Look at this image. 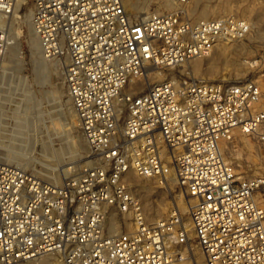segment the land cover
I'll return each mask as SVG.
<instances>
[{
    "label": "built area",
    "instance_id": "obj_1",
    "mask_svg": "<svg viewBox=\"0 0 264 264\" xmlns=\"http://www.w3.org/2000/svg\"><path fill=\"white\" fill-rule=\"evenodd\" d=\"M17 1L0 0V74ZM192 3L132 17L123 0H34L33 29L62 63L88 151L60 182L0 159V264L49 253L63 264H177L191 242L205 264H264V176L231 155L239 136L264 151L260 83L171 75L137 89L149 68L180 67L252 30L236 12L194 16ZM129 171L184 188L193 235L176 206L148 221ZM111 214L131 228L110 230Z\"/></svg>",
    "mask_w": 264,
    "mask_h": 264
},
{
    "label": "rangeland",
    "instance_id": "obj_2",
    "mask_svg": "<svg viewBox=\"0 0 264 264\" xmlns=\"http://www.w3.org/2000/svg\"><path fill=\"white\" fill-rule=\"evenodd\" d=\"M123 1L132 17L147 11H164L177 6V0H171L170 7L163 5L164 0ZM207 6L216 7L217 10L223 8L209 18L236 12L248 17L254 23L247 37L232 42L234 43L232 45L247 44L246 52L234 51L224 56L219 50L223 47V43L208 55L195 60L199 63V70L193 69L192 60L180 67L162 71L151 67L148 69L146 79L138 85V91L143 92L149 84L162 81L171 75L192 76L207 80H228L248 75L256 78L260 83L263 95L258 107H264V40L259 43L249 39L259 24H264V0H193L192 14L202 17ZM246 6L252 8L250 14H247L248 12L243 14ZM33 8L34 0H25L19 5L16 17L12 15L7 21L8 46L3 59L9 66L7 69L9 73L0 81V159L15 162L23 168L42 174L40 176L45 179L60 182L79 168L88 151V146L79 129L78 121L73 127L67 115V109L73 104L64 81L62 63L57 59L43 56L41 47L40 54L34 55L30 45ZM10 25H13V32L10 30ZM14 36L15 50L10 55L8 49L11 38ZM251 58H255L257 63L251 65L246 62L245 66L241 63ZM38 60L55 63L58 74L54 67L53 70L40 68L36 62ZM211 67L213 70L209 73ZM28 93L32 98L30 106L25 109L24 100ZM238 139L242 143L231 151L238 168L248 175L264 176V151L260 149L259 142L250 138L245 139L243 136H239ZM132 174V171L127 173L126 181L130 191L141 201L144 211H146L145 196H149L154 207H157V211L154 210L156 215L151 220L167 215L177 205L180 206L183 221L190 223V208L194 199L187 195L184 188L173 181L166 187H162L153 178L147 180L146 177ZM146 187L152 188L151 194H145L148 193ZM256 199L264 207L263 189L257 190ZM181 200L189 203V210L181 209ZM146 213L150 215L147 211ZM115 218L117 219L116 216ZM109 221L110 219L107 220V225ZM131 225V219H127L122 227L119 224L118 227L126 230L130 229ZM115 226L116 224L113 225ZM183 251L185 258L182 261H190L191 255L201 253L195 242H191L189 247L185 246ZM46 257L51 260L49 261L51 264H63L61 257L55 253L41 256L34 262L38 263ZM31 261L16 264H33L34 262Z\"/></svg>",
    "mask_w": 264,
    "mask_h": 264
},
{
    "label": "bare ground",
    "instance_id": "obj_3",
    "mask_svg": "<svg viewBox=\"0 0 264 264\" xmlns=\"http://www.w3.org/2000/svg\"><path fill=\"white\" fill-rule=\"evenodd\" d=\"M23 1H25V0H18L17 1L16 5H15V8H14V11H13L14 17H16L17 9L19 8V5ZM171 4H172L171 3V0H164V2H163V5L165 7H170ZM222 9L223 8H220L219 10H217L216 7H209V6H207L204 9V11H203V16L202 17L203 18H209V16L213 15L215 12L222 11ZM243 12H244L243 14H246L247 12H248L247 14H250L252 12V8L246 6V7H244ZM27 20H28V17H27ZM252 26H254V23L253 22H252ZM9 27H10L11 32H13V29H12L13 28V25H10ZM31 27H33L32 24H31ZM249 39H250V41L251 40H254L255 42H259V43L262 42V40H264V24H259L258 28L254 31V34L253 35H250ZM10 43H11V45H10V48L8 49V52H9L10 55H12L14 53V50H15V46H14V44L16 43L15 36L11 38V42ZM232 44H234V43H232V42L231 43H224L223 44V47L221 49L219 48L220 53L222 55H224V56H228L229 53L234 52V51H237V52H240V53L246 52V50L248 48L247 44H244V43H240L239 45H232ZM30 45L32 47V50L34 52V55H36L38 53L40 54V47H41L40 39H39L38 35L35 33V31H34L33 28H32V33H31ZM41 50H42V48H41ZM5 52H6V50H5ZM195 60H197V58L192 59V62H194L193 65H192V67H193L194 70H199V68H200L199 63H198V61L195 62ZM36 62L38 63V66L40 68L52 69L54 67V69L56 70V73L58 74V71H57V68L58 67H57V65H55V63L54 64H50V63H47L46 61H43V60H38ZM246 62L249 63V64H251V65H253V64L257 63V60L255 58H251L249 61L243 60L241 63L245 66L246 65ZM8 68H9V66H7V63L5 62V60L2 59V63H1L2 72H1V75H0V81L3 79V77L6 74L8 76V73H9V71L7 70ZM55 70H54V73H55ZM212 70H213L212 67L209 68V73ZM57 78H58V75H57ZM4 79H5V77H4ZM31 98L32 97L28 93L26 95V97H25V100H24L25 101L24 102L25 103V107H24L25 109H28V107L30 106L29 103L31 101ZM67 115H68V117L70 119V123L73 125V127L76 126L78 120H77V115L75 113L74 107L72 105L67 109ZM39 175H42V174H39ZM132 175L134 176V173ZM47 178H49V177H47ZM146 179L148 180V177H146ZM146 188H148V189H146V191L148 193H145V194L146 195L147 194H151V191H152L151 189L152 188L151 187L150 188L149 187H146ZM185 199H186V197H185ZM177 204H179V203H177ZM180 205H181V209L182 210H184V211L189 210V203H187L186 200H183ZM144 206H145L146 211L150 214V215H147V213L145 211L147 220L148 221H151V222H154L156 219L155 220H151V219L154 218V216L156 215L155 212H154V210H156L157 207L156 206L154 207V204H153V202H152V200H151V198L149 196H145ZM176 207L180 210V206H177L176 205ZM180 212H181V210H180ZM112 224L113 225L116 224V226L113 227ZM184 225L190 230L189 234L190 235H193V229L191 227V223L184 222ZM109 227H110V230H112V231H116V230L119 229L118 223L116 221V218L114 217V214H111V216H110ZM45 255H48V254H45ZM45 255H42V256H45ZM184 258H185V256H184ZM36 259L37 258L30 259V260H32L31 262H34V260H36ZM182 260L178 261L177 264H205V258H204V255H203L202 251H201V253H195V255H191L190 261H186V260L182 261ZM49 261H51V260L46 257V259L40 260L38 263L34 262L33 264H51Z\"/></svg>",
    "mask_w": 264,
    "mask_h": 264
}]
</instances>
